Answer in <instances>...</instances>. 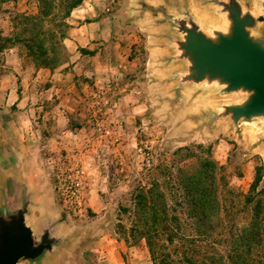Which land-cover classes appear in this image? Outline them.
<instances>
[{"label": "rangeland", "instance_id": "1", "mask_svg": "<svg viewBox=\"0 0 264 264\" xmlns=\"http://www.w3.org/2000/svg\"><path fill=\"white\" fill-rule=\"evenodd\" d=\"M38 9L37 0H0V37ZM237 20L264 50V0H85L56 67L38 66L21 44L4 50L0 170L15 181L0 184L2 250L7 238L24 241L22 226L41 253L18 264H152L123 209L141 187L206 160L217 165L225 218L216 241L249 223L264 113L238 116L256 90L201 69L191 44L223 46Z\"/></svg>", "mask_w": 264, "mask_h": 264}, {"label": "trees", "instance_id": "2", "mask_svg": "<svg viewBox=\"0 0 264 264\" xmlns=\"http://www.w3.org/2000/svg\"><path fill=\"white\" fill-rule=\"evenodd\" d=\"M35 15L17 14L14 34L0 37V54L23 45L40 67H56L61 60L72 13L85 0H37ZM263 167L245 197L251 211L249 223L216 241L214 234L224 226L222 203L216 183L217 165L203 161L196 173L178 169L169 183L153 181L134 196L132 212L135 236L146 241L152 264H264ZM225 248V251L219 249ZM205 251L197 259L199 249Z\"/></svg>", "mask_w": 264, "mask_h": 264}, {"label": "water", "instance_id": "3", "mask_svg": "<svg viewBox=\"0 0 264 264\" xmlns=\"http://www.w3.org/2000/svg\"><path fill=\"white\" fill-rule=\"evenodd\" d=\"M250 22L236 21L233 40H226L223 46H215L206 41L192 39V49L198 52L199 67L217 69L225 76L232 88L245 87L256 90L247 109L237 111L238 116H254L264 113V50L254 45L246 32ZM24 241L15 243L7 238L8 250H2L0 234V264H18L23 259H34L41 249L33 250V241L28 229L20 227Z\"/></svg>", "mask_w": 264, "mask_h": 264}, {"label": "crops", "instance_id": "4", "mask_svg": "<svg viewBox=\"0 0 264 264\" xmlns=\"http://www.w3.org/2000/svg\"><path fill=\"white\" fill-rule=\"evenodd\" d=\"M11 176L12 175H9L7 170L6 171L0 170V184L6 183V186L9 187L10 182L15 181V178H12L13 176L12 177Z\"/></svg>", "mask_w": 264, "mask_h": 264}]
</instances>
